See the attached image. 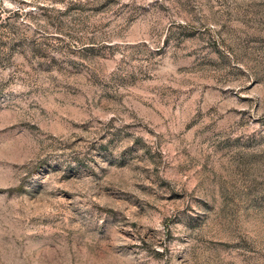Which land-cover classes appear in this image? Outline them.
<instances>
[{
    "label": "rangeland",
    "instance_id": "obj_1",
    "mask_svg": "<svg viewBox=\"0 0 264 264\" xmlns=\"http://www.w3.org/2000/svg\"><path fill=\"white\" fill-rule=\"evenodd\" d=\"M0 264H264V0H0Z\"/></svg>",
    "mask_w": 264,
    "mask_h": 264
}]
</instances>
